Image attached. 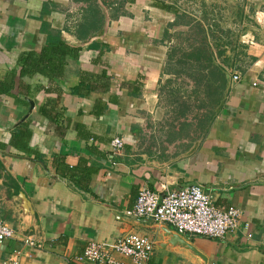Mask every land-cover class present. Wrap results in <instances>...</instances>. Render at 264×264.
<instances>
[{
  "label": "crops",
  "instance_id": "obj_1",
  "mask_svg": "<svg viewBox=\"0 0 264 264\" xmlns=\"http://www.w3.org/2000/svg\"><path fill=\"white\" fill-rule=\"evenodd\" d=\"M88 5L87 0H0V79L10 70L20 72L23 54L43 50L48 39L43 27L81 49L67 59L61 93H48V78L36 75L22 79L31 87L30 97L20 95L19 77L11 96L0 95V219L16 232L0 246V264L17 250L21 264H93L83 258L91 242L113 245L128 235L155 242L151 230L159 224L131 216L139 192L164 195L192 185L210 195L216 208L239 209L242 217L224 239L184 237L210 264H264V0H136L118 20H110L97 0L104 22L94 34L80 32ZM198 25L216 64L232 78L241 75L221 95L208 128L200 119L213 112V98L206 94L212 80L202 83L185 73L196 68L194 60L180 63L181 53L198 45ZM94 43L106 47L101 60L100 50L90 49ZM219 44L225 57L216 56ZM174 51L178 55L171 58ZM103 71L112 80L109 94H74L82 73ZM27 99L35 104L31 114ZM54 99L57 124L40 113ZM99 101L108 107L101 115ZM26 121L29 148L38 158L10 145L14 130ZM115 138L124 141L117 155L111 148ZM57 159L70 169L86 160L96 171L89 191H78L63 178ZM26 237L43 248L24 246ZM147 264L192 263L155 245Z\"/></svg>",
  "mask_w": 264,
  "mask_h": 264
},
{
  "label": "trees",
  "instance_id": "obj_2",
  "mask_svg": "<svg viewBox=\"0 0 264 264\" xmlns=\"http://www.w3.org/2000/svg\"><path fill=\"white\" fill-rule=\"evenodd\" d=\"M90 5L84 13L83 24L80 27V32L82 31H93L94 34L99 30V27L103 25L104 16L101 9L97 5V0H87ZM104 4L110 20H118L120 17L127 15L125 7L127 4H133L136 0H125L122 2L105 4L104 0H101ZM197 47L191 53H181L180 63L183 64L190 58L196 62V68H191L186 70V74L190 72L192 77H196L198 81L204 82V79L212 80L211 92H209V86L207 85V97L208 95L213 98V112L211 114H205L201 117L200 122L203 126H207L213 119L221 95L226 91V74L228 73L224 68L216 64L215 53L213 47L210 46L209 38L205 33L200 30V25L197 28ZM42 32L47 35V43L40 53L34 51L27 52L23 54L19 61L20 72L16 69L8 71L5 76L0 79V95L11 96L12 92L16 88V80L19 77L21 79L19 84V92L21 96L30 97L31 87L26 85L22 79L33 78L36 75L45 76L49 80L50 92L61 93V88L59 83L64 77L65 68L67 65V59L69 57H77L81 49L70 46L68 43L61 39V33L48 30L43 27ZM91 35V34H90ZM88 36H80V40L87 39ZM215 37V36H214ZM215 39V38H214ZM214 41V40H213ZM217 46V45H216ZM105 45L94 43L90 46L93 51L100 50L99 60L105 53ZM216 56L225 57L226 51L222 49L219 44L217 47ZM177 51V50H176ZM174 51L171 58L178 55V51ZM232 68L230 67V71ZM80 85L75 88L74 94H80V96L86 97L91 94L95 95H106L112 90V80L108 77L107 71H103L101 75L94 76L89 73H82L80 76ZM59 86V87H58ZM203 86V84H202ZM225 89V90H224ZM24 104L28 105L27 101H23ZM107 105L103 101H99L96 104V109L98 115L103 114L107 110ZM57 100H50L44 106L40 107V113L45 116L52 124H57V114H58ZM79 135L81 137H86L88 140L91 138L90 135L81 134L85 129L83 126L77 127ZM32 137V132L30 130V123H21L13 132L10 145L23 152L26 156H35L38 158V154L34 153L29 148V142ZM3 148V147H2ZM1 149V148H0ZM92 151L98 154L95 148H91ZM58 160V159H57ZM56 162L58 173L65 179H67L78 191L87 192L89 191V186L91 183V176L96 173V171L87 168V161L81 159L79 165L70 169L65 166L64 160H58ZM63 170V172H62ZM67 172V173H66Z\"/></svg>",
  "mask_w": 264,
  "mask_h": 264
},
{
  "label": "built area",
  "instance_id": "obj_3",
  "mask_svg": "<svg viewBox=\"0 0 264 264\" xmlns=\"http://www.w3.org/2000/svg\"><path fill=\"white\" fill-rule=\"evenodd\" d=\"M233 81H241L236 73ZM117 155L124 148V141L115 138L111 143ZM131 216L136 219H153L159 225L172 228L178 234L209 239H224L239 226L242 212L236 208L221 210L213 205L212 197L198 185L184 190H166L164 196L149 189H142L136 199ZM249 229V224H245ZM16 232L0 219V246L15 239ZM24 246L41 249L43 244L33 238H23ZM155 244L147 236L128 235L113 245L91 242L83 252V258L93 264H147L153 256ZM21 251H14L2 264H21ZM129 260L130 262H126Z\"/></svg>",
  "mask_w": 264,
  "mask_h": 264
},
{
  "label": "water",
  "instance_id": "obj_4",
  "mask_svg": "<svg viewBox=\"0 0 264 264\" xmlns=\"http://www.w3.org/2000/svg\"><path fill=\"white\" fill-rule=\"evenodd\" d=\"M226 80H227V87L225 94L229 92L230 87L232 85V76L229 73L226 74ZM27 101L30 104V114H31L35 108V104L30 99H27ZM186 188H183L181 190H184ZM19 199L24 200L25 208L28 207L29 209H32L30 202L26 200L22 195ZM153 223L154 220L152 219L151 221H149L148 224H153ZM151 231L155 236L154 244L157 247L162 249H169L172 253L176 255H182L192 264H210L209 257L201 249H199L192 241L188 240L186 237L173 231L168 226L155 225L154 227H152Z\"/></svg>",
  "mask_w": 264,
  "mask_h": 264
},
{
  "label": "rangeland",
  "instance_id": "obj_5",
  "mask_svg": "<svg viewBox=\"0 0 264 264\" xmlns=\"http://www.w3.org/2000/svg\"><path fill=\"white\" fill-rule=\"evenodd\" d=\"M261 25H264V24H261Z\"/></svg>",
  "mask_w": 264,
  "mask_h": 264
}]
</instances>
